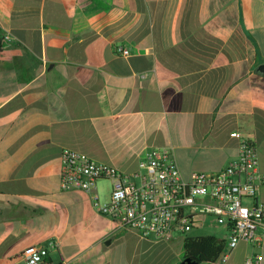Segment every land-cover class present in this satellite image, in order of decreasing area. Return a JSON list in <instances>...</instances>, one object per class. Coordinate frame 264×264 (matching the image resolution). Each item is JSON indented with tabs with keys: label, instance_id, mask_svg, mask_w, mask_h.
<instances>
[{
	"label": "crops",
	"instance_id": "0c3cea01",
	"mask_svg": "<svg viewBox=\"0 0 264 264\" xmlns=\"http://www.w3.org/2000/svg\"><path fill=\"white\" fill-rule=\"evenodd\" d=\"M0 37V264L51 243L45 264L186 258L184 236L118 230L91 194L62 190L64 149L133 175L146 150L170 147L189 177L236 161L238 131L264 174V0H0ZM110 189L98 184L102 202ZM260 254L264 237L197 264Z\"/></svg>",
	"mask_w": 264,
	"mask_h": 264
},
{
	"label": "built area",
	"instance_id": "2783aa9c",
	"mask_svg": "<svg viewBox=\"0 0 264 264\" xmlns=\"http://www.w3.org/2000/svg\"><path fill=\"white\" fill-rule=\"evenodd\" d=\"M117 54L129 56L130 50L116 45ZM239 157L217 172L195 171L185 177L170 147L151 148L144 152L139 170L133 175L100 163L71 149L62 152L61 189L82 190L92 195L98 213L110 218L116 229L133 230L154 241L186 237L203 218L225 227L229 236L222 260L240 242L260 245L264 237V204L258 201L264 186L258 148L253 140L238 131ZM110 185V196L101 201L98 184ZM250 201V203H247ZM37 246L27 255L28 264H44L51 248ZM263 256L247 259L260 264Z\"/></svg>",
	"mask_w": 264,
	"mask_h": 264
},
{
	"label": "trees",
	"instance_id": "16d2710c",
	"mask_svg": "<svg viewBox=\"0 0 264 264\" xmlns=\"http://www.w3.org/2000/svg\"><path fill=\"white\" fill-rule=\"evenodd\" d=\"M4 45V40L0 37V50L4 47ZM226 248L227 239L219 238L215 235L198 237L188 235L185 237L184 241L185 257L199 262H217L226 251Z\"/></svg>",
	"mask_w": 264,
	"mask_h": 264
},
{
	"label": "rangeland",
	"instance_id": "374dc122",
	"mask_svg": "<svg viewBox=\"0 0 264 264\" xmlns=\"http://www.w3.org/2000/svg\"><path fill=\"white\" fill-rule=\"evenodd\" d=\"M108 182H99V188L103 189L104 186H108ZM203 230H193L192 234L193 235H198V234H207V233H217L218 235L224 236V233L222 230H224L223 226H220L216 224L212 219L210 218H204L203 219V224H202Z\"/></svg>",
	"mask_w": 264,
	"mask_h": 264
},
{
	"label": "water",
	"instance_id": "95a60500",
	"mask_svg": "<svg viewBox=\"0 0 264 264\" xmlns=\"http://www.w3.org/2000/svg\"><path fill=\"white\" fill-rule=\"evenodd\" d=\"M260 71H261V72H264V66H262V67L260 68ZM197 262H198V261L193 260V259H191V258H185L184 261L182 262V264H197Z\"/></svg>",
	"mask_w": 264,
	"mask_h": 264
}]
</instances>
